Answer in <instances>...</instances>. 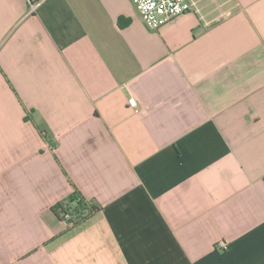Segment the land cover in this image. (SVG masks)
Returning <instances> with one entry per match:
<instances>
[{
    "label": "crops",
    "instance_id": "0c3cea01",
    "mask_svg": "<svg viewBox=\"0 0 264 264\" xmlns=\"http://www.w3.org/2000/svg\"><path fill=\"white\" fill-rule=\"evenodd\" d=\"M193 1L0 0V264H264V0Z\"/></svg>",
    "mask_w": 264,
    "mask_h": 264
},
{
    "label": "built area",
    "instance_id": "2783aa9c",
    "mask_svg": "<svg viewBox=\"0 0 264 264\" xmlns=\"http://www.w3.org/2000/svg\"><path fill=\"white\" fill-rule=\"evenodd\" d=\"M136 10L143 23L149 28L156 30L167 21L182 15L186 12L198 11L196 2L193 0H132ZM34 8V6H32ZM129 105L135 107V100L129 99ZM87 206L89 201L85 200ZM76 207V201L65 203L63 208L57 212L58 219L69 226L77 224L75 217L72 215ZM216 248L224 252L227 250V244L223 241L217 243Z\"/></svg>",
    "mask_w": 264,
    "mask_h": 264
},
{
    "label": "trees",
    "instance_id": "16d2710c",
    "mask_svg": "<svg viewBox=\"0 0 264 264\" xmlns=\"http://www.w3.org/2000/svg\"><path fill=\"white\" fill-rule=\"evenodd\" d=\"M73 201H76V207L73 209L72 215L75 217L77 223L86 219L93 211L98 210V206L93 202H90V205L87 206L83 197H81L79 193L75 191L66 199L58 202L53 206L52 210L57 218V212L63 208L65 203H72Z\"/></svg>",
    "mask_w": 264,
    "mask_h": 264
}]
</instances>
